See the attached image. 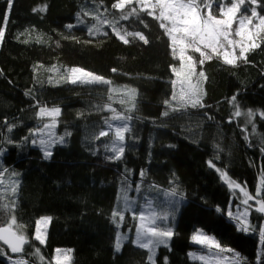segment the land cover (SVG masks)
Returning <instances> with one entry per match:
<instances>
[{"label": "trees", "instance_id": "obj_1", "mask_svg": "<svg viewBox=\"0 0 264 264\" xmlns=\"http://www.w3.org/2000/svg\"><path fill=\"white\" fill-rule=\"evenodd\" d=\"M115 2L14 0L9 10L7 0H0V27L5 28L0 41V172L6 182L17 184L15 197H0L15 202L14 215L28 238L26 254L13 255H24L28 264H55L57 249H71L72 264H150L148 250L133 243L139 223L133 211L138 214L142 202L151 199L158 209L169 203V213H162L169 218L161 225L175 233L168 247L157 248L155 264H203L190 257L202 250L191 239L199 229L238 252L245 264H264L259 235L264 215L252 209L250 230L238 231L228 216L238 203L236 193L221 179L227 173L256 197L264 178V118L259 116L264 112V40L234 66L215 56L199 66L207 77L201 83L204 106L172 111L164 101L170 100L176 79L169 66L179 61L171 55L167 36L146 13H140L143 23L135 17L120 19L112 8ZM246 7H257L264 16V0ZM96 16L118 20L115 28L122 33L142 32L149 43L131 36L130 43H123ZM54 65L79 67L105 77L113 87L135 89L136 108L128 111L129 103L121 104L122 95L111 94L105 84L48 83L46 68ZM237 106L258 114L255 130L236 117ZM40 107L61 110L57 138L64 143L57 141L48 159L32 143L42 124ZM115 113L132 117L120 159L110 150L112 133L95 138ZM125 188L136 204L124 212V221L116 218L117 227L112 212L124 209ZM173 188L175 197L165 195ZM261 191L264 199V187ZM42 217L51 218L45 244L35 240ZM8 219L0 214V224ZM118 233L127 237L120 251L115 247ZM37 249L43 262L33 255ZM0 250L11 253L2 242Z\"/></svg>", "mask_w": 264, "mask_h": 264}, {"label": "snow or ice", "instance_id": "obj_2", "mask_svg": "<svg viewBox=\"0 0 264 264\" xmlns=\"http://www.w3.org/2000/svg\"><path fill=\"white\" fill-rule=\"evenodd\" d=\"M8 9L10 10L13 6L14 0H7ZM250 5H258L259 0H248ZM246 0H116L113 3L112 8L120 12V19L128 20L130 17H135L141 23L143 20L140 18V13H146L151 16L154 20L159 22V28L163 30L165 36L169 40V47L171 49V55L173 59L179 60V68L175 65H170V69L176 79L172 80L173 92L170 100H165L164 103L172 111L185 110L189 107L197 108L203 107L202 96L203 91L201 88L202 81H206L207 77L205 72L202 70H197L198 65L203 66L206 61L213 58V55L217 59L222 57L223 62L227 65H236L239 60H247V53L260 47L257 43V39L264 40V16L259 15L257 7L250 8V14L248 9L242 11V6L245 5ZM137 5L139 7H137ZM216 5V9L213 8ZM131 6V7H128ZM41 10H46L41 9ZM37 11V9H33ZM85 15H90V13H85ZM258 18L259 23L254 24V19ZM102 24H108L113 28L117 37L123 41V43H130L127 37L131 36L134 39L142 41L144 44H148V38L139 31L128 32L124 31L123 34L115 28L116 21H108L107 19L101 20L99 16L94 17ZM8 22V17L5 15L3 23L6 26ZM238 26L234 29L233 25ZM69 28L73 27L68 25ZM147 27V25H145ZM95 31L99 33L100 28L93 26ZM93 28L89 29V33L92 34ZM106 34V33H105ZM5 35V28L0 27V41H3ZM240 37L238 41L232 37ZM27 42V41H25ZM239 48V54H236V49ZM231 48V51L228 50ZM223 50V51H222ZM199 53V58L189 53ZM116 72V69H112ZM71 75L66 77L68 82L72 84L84 83V84H111V81L107 80L105 77L94 74L92 72L85 71L79 67H73L70 69ZM194 78L195 82H194ZM62 79H65L62 77ZM179 85V91H176V86ZM113 89H109L111 93ZM124 95L127 97V102L130 103V108L128 111H133L136 108V90H127ZM111 99V96L109 97ZM236 101V97H232V102ZM126 101L121 99L120 103L124 104ZM109 111L115 112L108 106ZM59 108H45L40 107L38 115L41 117L47 116L52 119V124H44V128L55 127L56 118L60 115ZM169 114L168 111L163 113L164 116ZM237 117L241 116L242 113L237 106L235 112ZM247 117L248 123L253 124V130H255L254 119L257 113L253 112L251 109L247 113H243ZM261 118H264V112L259 113ZM131 116L116 114L111 117L112 121H121L117 126H114L110 121H105L108 126V130H102L99 132L98 136L95 137H105L109 135V131L114 128L115 138L111 141V151L115 154V159H120L124 153V146L122 142L125 140V133L130 131L127 121L131 120ZM247 130V129H245ZM27 139V138H26ZM247 139V137H245ZM11 143V141H9ZM57 141H45L40 140V145L43 151L45 159H48L52 152L50 151L52 145ZM59 143H64V138L60 137ZM35 144V141H32ZM0 151V155H2ZM112 158V157H109ZM209 167L215 168V164L212 161L208 162ZM218 172L220 169H216ZM6 171V170H5ZM3 173L0 172V176ZM221 179L228 184L229 188H239L246 197L243 200V204L248 205L250 200H254L255 211L259 213H264V199H257L261 195V187H264V178L261 180V187H258L256 197L250 195L244 188H242L235 181H232L227 173H221ZM3 181L0 180V185ZM11 192L15 195L17 186L16 182L13 181L10 185ZM123 191V203L124 209L114 210L112 212L113 222L116 218L119 221H124L125 211H132L133 205L136 201L131 200L128 195V189L125 188ZM136 191H140L137 187ZM165 195L169 197H175L177 195V190L175 188L171 189ZM6 197H0V214H6L9 219L0 224V241L10 249L12 254H20L24 251V246L28 243V239L23 234V225L17 222L14 215L15 202L4 203L3 200ZM154 201L148 199L146 201V210L139 211L138 214L133 211V219H138L139 223L135 227V238L133 243L141 249H147L149 252L148 261L150 264H155L154 256L155 251L160 246L168 247L169 241L174 236V231L170 226H162L160 222L168 220V214H161L154 210ZM219 211V209H217ZM228 216L237 221V230L242 232H248L250 230V224L248 222L249 210L246 207L242 213L234 215L231 211L228 212ZM51 218L44 217L41 221H37L35 240L39 241L40 244L45 243V237L41 233L39 225L41 223H47ZM253 231L255 229H252ZM261 243L264 244V227L259 231ZM126 236H121L117 234L116 251H120L121 243L126 240ZM192 241L196 244L204 245L209 249H219L220 251H225L221 248V245L214 237H210L203 233L202 231H197L191 237ZM60 252V250H57ZM231 251V249H227ZM37 254L39 250L37 249ZM0 255H7L6 252L0 250ZM191 255V254H190ZM68 259V257H65ZM199 259L204 261L205 264H212L206 256H200ZM12 264H28V261L24 258H16L12 261ZM56 264H61V260L57 257ZM165 264H167L165 260Z\"/></svg>", "mask_w": 264, "mask_h": 264}, {"label": "rangeland", "instance_id": "obj_3", "mask_svg": "<svg viewBox=\"0 0 264 264\" xmlns=\"http://www.w3.org/2000/svg\"><path fill=\"white\" fill-rule=\"evenodd\" d=\"M246 3L249 4L248 0H246ZM245 3V5H246ZM245 5L242 6V11L244 9H248V12L250 14V8L246 7L245 8ZM215 5H213V8H214ZM130 7V6H128ZM137 7H139L137 5ZM260 15V14H259ZM78 18L81 19L83 18V16L81 14H78ZM259 23V19L258 18H255L254 19V24H258ZM82 24L80 25H76V26H81ZM238 25L237 24H234L233 25V28L235 29ZM117 29V28H116ZM119 30V29H117ZM120 31V30H119ZM121 32V31H120ZM121 34H123L121 32ZM128 38V37H127ZM233 39H236V40H240L241 38L240 37H236V36H233L232 37ZM260 41L261 39H257V43L260 44ZM229 51H231V48H228ZM223 51V50H222ZM250 52V51H249ZM248 52V53H249ZM247 53V54H248ZM189 54H192L194 55L196 58H199V53H189ZM236 54L238 55L239 54V48L237 47L236 49ZM246 54V55H247ZM215 56V55H213ZM222 59V57H221ZM223 60V59H222ZM179 61V60H178ZM240 61V60H239ZM238 61V62H239ZM177 68H179V64L178 66H176ZM73 68V67H62V66H59V65H54L53 67H50V68H46V72L48 73V75H46V79H47V82L48 83H52L54 85H62V84H65V83H70L68 82V80L66 79V77L70 76L71 73H70V69ZM197 70L199 71V65H198V68ZM87 71V70H85ZM89 72V71H88ZM95 74V73H94ZM36 77H37V73H36ZM62 77H64L65 79H62ZM39 77H37L38 80ZM195 79L194 78V82H195ZM203 82V81H202ZM76 84H84V83H76ZM98 84V83H97ZM101 85V84H100ZM105 86L108 87V89H113L114 91L111 92V94H114V95H122L121 98H118L120 101L121 99H124L126 102L125 103H128L127 102V97L124 95V93L129 90V89H126V88H117V87H113L109 84H105ZM176 91H179V85L177 84L176 86ZM202 88V86H201ZM118 97V96H117ZM130 103L128 104V107H130ZM242 115L237 117V118H242L244 120V123L247 124V125H250L251 123H248L247 121V117L245 115H243V113H247V111H242L240 110ZM254 112V111H253ZM256 113V112H255ZM116 114H119V113H115L114 115ZM258 115V114H257ZM256 115V116H257ZM61 116V111H60V115L56 118V123H55V127H49V128H44V124H49L51 125L52 124V119L50 117H47V116H44V117H41V120H42V124L35 130V133H34V136H35V144L34 146L35 147H38L42 150L41 148V145H40V140L41 139H44L45 141H58V126H59V118ZM260 116V115H259ZM110 120V122L114 125V126H117L119 125L120 123H122L121 121H112L110 118L108 119V121ZM128 125H129V128H130V120L127 121ZM108 130V126H107V129ZM109 133H112L114 135V128L112 130L109 131ZM126 135V133H125ZM124 148H125V140L122 142ZM55 145V143L52 145L51 149L53 148V146ZM50 149V150H51ZM228 176V175H227ZM0 180L3 181L2 185H0V192L3 191L5 193H1L0 195H3V194H7L9 196H12V197H15V195H13V193L11 192V188H10V185L12 184V181H5L4 177L3 176H0ZM17 185V184H16ZM5 186V188H4ZM232 189L235 190V195H236V198H237V201L238 203L236 205H234L231 209V212L234 214V215H238L239 213H242L245 208L247 207L248 210H249V216H248V222L250 224V214H251V211L252 209L255 210V207L257 206L255 204V201L254 200H250L249 201V204L248 205H245L243 204V200L246 198L243 194V192L240 191L239 188H235L233 187ZM261 194H263V191H261ZM261 196V195H260ZM256 197L257 199H262L261 197ZM168 199L163 201V203H166L168 200H169V197H167ZM15 200V199H14ZM146 201L147 200H144L141 204V208H140V211L142 210H146ZM134 206V205H133ZM167 207H169V203H166V206H162L160 209L158 208H155V206L153 205V208L155 211H157L158 213H164V211H167ZM168 212V211H167ZM169 213V212H168ZM264 215V213H261ZM170 216L173 217V213L170 212ZM16 217V215H15ZM44 218V217H42ZM42 218H40L38 221H41ZM167 220L165 221H162V222H166ZM236 221V220H235ZM50 222H51V219L47 222V223H41L39 225L40 229H41V233L44 235L45 237V243L47 241V232H48V229H49V226H50ZM237 222V221H236ZM161 223V222H160ZM36 228H37V224H36ZM198 231H202L203 233H205L202 229H199ZM23 234L26 236L27 238V234L25 233V231L23 230ZM206 234V233H205ZM36 235V233H35ZM207 235V234H206ZM210 236V235H208ZM210 237H213V236H210ZM28 239V238H27ZM216 240V239H215ZM217 241V240H216ZM193 242V241H192ZM44 243V244H45ZM194 243V242H193ZM219 243V242H218ZM195 245H198L200 247H202V250L200 252H191L190 254V257L193 261H197V262H200V263H203L205 264L204 261H201L199 259L200 256H206L209 258V260L212 262V264H245V259L238 253L236 252L235 250L231 249V251H227V249H230V248H227V247H223L221 246L222 249H225V251H220L219 249H209L207 248L206 246L204 245H200V244H196L194 243ZM220 244V243H219ZM122 245V244H121ZM57 250H60V252H58ZM56 250V253H55V258H54V263L56 264V260H57V257H59V259L61 260V264H72V250L71 249H57ZM157 250V249H156ZM34 256L40 261V262H43L44 259H43V256L41 255V253L39 252V254H37V251L36 252H33ZM23 254L25 255L26 252L23 251ZM24 255H13L12 253H7V255H0V257H4L5 259V264H12V261L16 258H24ZM155 255H156V251H155ZM65 257H68V259H65ZM155 258V256H154ZM155 260V259H154Z\"/></svg>", "mask_w": 264, "mask_h": 264}, {"label": "water", "instance_id": "obj_4", "mask_svg": "<svg viewBox=\"0 0 264 264\" xmlns=\"http://www.w3.org/2000/svg\"><path fill=\"white\" fill-rule=\"evenodd\" d=\"M0 242H2V241H0ZM3 243V242H2ZM6 246V245H5ZM7 247V246H6ZM25 247V246H24Z\"/></svg>", "mask_w": 264, "mask_h": 264}, {"label": "flooded vegetation", "instance_id": "obj_5", "mask_svg": "<svg viewBox=\"0 0 264 264\" xmlns=\"http://www.w3.org/2000/svg\"><path fill=\"white\" fill-rule=\"evenodd\" d=\"M26 246V245H25ZM10 250V249H9Z\"/></svg>", "mask_w": 264, "mask_h": 264}]
</instances>
